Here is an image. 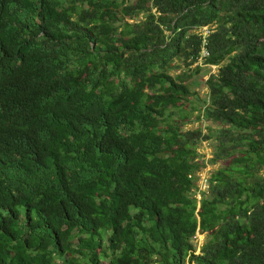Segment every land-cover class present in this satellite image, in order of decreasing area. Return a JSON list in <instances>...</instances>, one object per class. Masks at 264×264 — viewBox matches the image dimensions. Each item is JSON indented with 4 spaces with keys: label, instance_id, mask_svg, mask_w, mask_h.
I'll return each mask as SVG.
<instances>
[{
    "label": "trees",
    "instance_id": "obj_1",
    "mask_svg": "<svg viewBox=\"0 0 264 264\" xmlns=\"http://www.w3.org/2000/svg\"><path fill=\"white\" fill-rule=\"evenodd\" d=\"M0 264H264V0H0Z\"/></svg>",
    "mask_w": 264,
    "mask_h": 264
},
{
    "label": "rangeland",
    "instance_id": "obj_2",
    "mask_svg": "<svg viewBox=\"0 0 264 264\" xmlns=\"http://www.w3.org/2000/svg\"><path fill=\"white\" fill-rule=\"evenodd\" d=\"M143 17L144 15L141 14L137 19L141 20L143 19ZM181 70L182 69L173 71V73L177 74ZM215 72H217L216 66L202 65L199 72L194 73L193 77H191V79L189 80L191 89L194 94L191 97V102L189 103L191 123L186 125L187 129L200 128L204 132L208 133L210 132V130H214L215 127H217L212 122L205 120L202 114L204 106L209 101V89L207 87L206 81L209 78L210 74ZM198 151L200 154L199 160L205 164L204 168L199 171L202 173L200 175V178H198L197 180L198 191L195 194L196 198L200 202L202 198L201 192H207L209 189L208 178L210 177V175L218 168L225 167L229 163V159L220 160L216 164L210 163L215 153V139L204 140L200 142ZM199 195H201V198H199ZM208 238L209 236L207 233L198 232L195 235L192 242L197 253L201 251Z\"/></svg>",
    "mask_w": 264,
    "mask_h": 264
},
{
    "label": "built area",
    "instance_id": "obj_3",
    "mask_svg": "<svg viewBox=\"0 0 264 264\" xmlns=\"http://www.w3.org/2000/svg\"><path fill=\"white\" fill-rule=\"evenodd\" d=\"M202 34L204 35V43L206 44V37L209 35L210 33V29L208 26H205L202 28L201 30ZM209 55V52L206 48H203V51H202V57L201 58H204L206 56ZM217 67V66H216ZM202 172H198V177L200 178V175H201ZM208 185V184H207ZM199 198H201V195H199Z\"/></svg>",
    "mask_w": 264,
    "mask_h": 264
}]
</instances>
